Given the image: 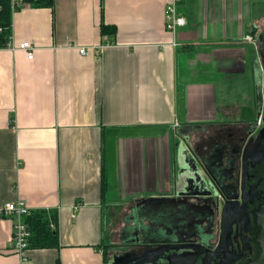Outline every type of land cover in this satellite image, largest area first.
<instances>
[{
  "label": "crops",
  "instance_id": "obj_1",
  "mask_svg": "<svg viewBox=\"0 0 264 264\" xmlns=\"http://www.w3.org/2000/svg\"><path fill=\"white\" fill-rule=\"evenodd\" d=\"M168 3L55 0L12 15L10 44L36 51L29 60L0 49V207L24 200L31 212L56 211L60 243L31 247L28 264H108L118 217L177 186L178 134L245 120L243 105L228 104L251 93L255 46L245 37L264 0H182L187 25L176 36L165 30ZM93 45L103 52L79 54ZM215 75L233 76L230 95ZM12 234L1 218L0 264L20 262Z\"/></svg>",
  "mask_w": 264,
  "mask_h": 264
},
{
  "label": "flooded vegetation",
  "instance_id": "obj_2",
  "mask_svg": "<svg viewBox=\"0 0 264 264\" xmlns=\"http://www.w3.org/2000/svg\"><path fill=\"white\" fill-rule=\"evenodd\" d=\"M252 36L250 71L259 79L253 85L256 122L245 119L241 124L202 126L193 135L183 134L202 169L205 186L188 182L183 163L174 190L152 196L166 200L133 201L130 211L115 222L116 241L106 246L111 251L108 264H250L257 260L256 212L264 204V16ZM250 94L242 102L247 104ZM244 108L247 117L251 107Z\"/></svg>",
  "mask_w": 264,
  "mask_h": 264
},
{
  "label": "built area",
  "instance_id": "obj_3",
  "mask_svg": "<svg viewBox=\"0 0 264 264\" xmlns=\"http://www.w3.org/2000/svg\"><path fill=\"white\" fill-rule=\"evenodd\" d=\"M12 15L15 14L23 5L29 4L28 0H9ZM182 0H169L167 4L166 16H165V30L166 32L176 36L179 29L187 25L186 18L180 13V5ZM0 32L2 28L0 27ZM12 37V36H11ZM245 42L255 46L254 37L247 35ZM109 46V45H107ZM177 46V42L174 43ZM7 48L13 51H24L29 60H33L35 57V46L29 42H23L19 46L9 44ZM104 46H82L78 48V52L81 56H88L90 53L100 55L103 52ZM260 124V120H258ZM179 126L178 118L174 119V127ZM31 209L29 204L24 200L17 202H7L0 207V219L8 218L13 224V234L10 239V249L19 257V264H28L29 258L27 256L28 250L31 248V230L29 225L26 223L25 218L30 215ZM53 229H56L55 224H51Z\"/></svg>",
  "mask_w": 264,
  "mask_h": 264
},
{
  "label": "trees",
  "instance_id": "obj_4",
  "mask_svg": "<svg viewBox=\"0 0 264 264\" xmlns=\"http://www.w3.org/2000/svg\"><path fill=\"white\" fill-rule=\"evenodd\" d=\"M28 2L38 8H51L55 0H28ZM0 49L7 48L12 36V12L9 0H0ZM105 33L113 34L115 29L107 25H102ZM31 230L30 243L32 248L48 249L59 247V231L53 229L51 224L57 227L58 215L56 211L35 210L25 218ZM57 264H60L58 262Z\"/></svg>",
  "mask_w": 264,
  "mask_h": 264
},
{
  "label": "water",
  "instance_id": "obj_5",
  "mask_svg": "<svg viewBox=\"0 0 264 264\" xmlns=\"http://www.w3.org/2000/svg\"><path fill=\"white\" fill-rule=\"evenodd\" d=\"M177 150H178V158L182 163H184V170H188L186 175L188 174V182H196L201 183L205 186L204 178H202L201 168L197 166V159L194 155L191 145L188 141V136L183 134H179ZM189 168V169H188ZM197 168V169H196ZM188 191V190H187ZM187 193V192H186ZM186 193H179L178 195H183ZM166 200V198H159V197H149L147 198L146 202H161ZM256 223L260 228L259 235L257 237V243L260 249V254L254 262L250 264H264V204L260 207V209L256 212Z\"/></svg>",
  "mask_w": 264,
  "mask_h": 264
},
{
  "label": "rangeland",
  "instance_id": "obj_6",
  "mask_svg": "<svg viewBox=\"0 0 264 264\" xmlns=\"http://www.w3.org/2000/svg\"><path fill=\"white\" fill-rule=\"evenodd\" d=\"M261 8L264 9V4L262 5ZM247 57L249 58V59H247L249 62L254 58V49L252 47H250L249 53H248V56ZM203 76H205V75H203ZM206 77L207 78H210V76L208 77V75ZM214 78L215 79H213V80H215L217 82L218 88H220L221 85L224 86L223 83L228 86V88H229V92L228 93L230 95V87H231V84H229V83H232L233 81H228V80H225V79H232L233 76H227V77H225V79L223 77V80L221 79V76H218V75H215ZM250 79H251V91H250L251 94H250V96L252 97L251 100L249 99L248 102H247V104H246V103H244V102H242V101H240L238 99L240 96L237 97V96L234 95L233 98L230 97V100H229V104L228 105L234 104L236 106L243 105L244 107L245 106H247L248 108L251 107V108H249V111H246L245 112L247 114V117L245 115V117L243 116V119L245 118L249 123L254 124L256 122V120H257V117H258V115H257L258 111H257V108L254 105V101H255V97H254V95H255L254 94V87L259 82V79H258V77H257L256 74L253 76L252 73H251ZM253 85H254V87H253ZM229 95H228V97H229ZM218 99H219L218 101H219V103L221 105V101L222 100L220 99V96H219ZM227 120L229 122H236L237 120H240V116L239 115H235V116H233V117H231L230 119H227ZM179 143H181V142L179 141ZM115 230H116V228H115ZM112 240H115L114 232L111 233V241ZM115 241H113V242H115ZM113 242H111V243H113ZM104 250H105V256L107 258V261L109 262V260H110V252L111 251L108 250L107 248H105Z\"/></svg>",
  "mask_w": 264,
  "mask_h": 264
}]
</instances>
